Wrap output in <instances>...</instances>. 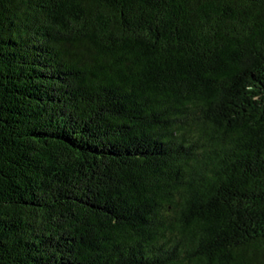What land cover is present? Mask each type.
Segmentation results:
<instances>
[{
  "label": "trees",
  "instance_id": "1",
  "mask_svg": "<svg viewBox=\"0 0 264 264\" xmlns=\"http://www.w3.org/2000/svg\"><path fill=\"white\" fill-rule=\"evenodd\" d=\"M0 264H264V0H0Z\"/></svg>",
  "mask_w": 264,
  "mask_h": 264
}]
</instances>
